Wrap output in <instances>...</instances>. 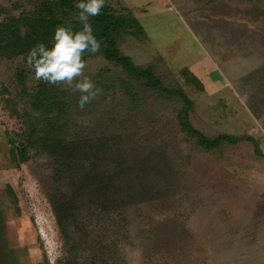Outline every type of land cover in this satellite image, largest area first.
Returning <instances> with one entry per match:
<instances>
[{
    "label": "rangeland",
    "instance_id": "1",
    "mask_svg": "<svg viewBox=\"0 0 264 264\" xmlns=\"http://www.w3.org/2000/svg\"><path fill=\"white\" fill-rule=\"evenodd\" d=\"M41 2L0 0V22ZM107 3L131 23L118 45L134 69L102 56L84 63L67 87L80 126L70 134L131 138L161 152L176 175L155 199L129 205L117 197L107 214L87 206L62 229L45 192L46 154L26 138V155L11 143L23 128L17 74L25 72L28 89L45 80L25 55L0 53V264H264V0ZM85 77L99 91L81 108L85 93L74 86ZM185 121L210 140H231L201 147ZM34 183L54 217L51 255L32 217Z\"/></svg>",
    "mask_w": 264,
    "mask_h": 264
},
{
    "label": "trees",
    "instance_id": "2",
    "mask_svg": "<svg viewBox=\"0 0 264 264\" xmlns=\"http://www.w3.org/2000/svg\"><path fill=\"white\" fill-rule=\"evenodd\" d=\"M75 4L76 0H42L32 13L15 21L0 22L1 55L6 59L26 55L38 42L50 48L58 25L70 27L73 32L82 30L83 24L75 19L80 11ZM89 22L100 48L96 52L85 49L81 56L84 63L102 56L124 71H132L131 60L121 53L118 45L122 33L131 25L127 18L118 15L105 0L100 13L89 17ZM24 73L17 74L20 90L12 94L14 100L25 104L24 108L16 109L23 128L11 143L14 150H24V153L29 147L23 141L26 138L29 145L34 144L36 152L46 154L49 172L43 176L45 192L62 229L87 206L95 205L99 213L107 214L119 205L117 197L124 198L129 205H138L161 196L156 189L167 188L176 175L161 152L146 151L145 146L141 148L133 139L125 140L117 134L71 135V129L79 124L70 113L69 84L43 81L37 88L28 89ZM31 103L40 109V114L27 108ZM182 125L197 139V145L204 148H216L223 141L231 140L229 136L210 140L188 122Z\"/></svg>",
    "mask_w": 264,
    "mask_h": 264
},
{
    "label": "clouds",
    "instance_id": "3",
    "mask_svg": "<svg viewBox=\"0 0 264 264\" xmlns=\"http://www.w3.org/2000/svg\"><path fill=\"white\" fill-rule=\"evenodd\" d=\"M104 2L105 0H76L75 7L80 11L75 19L83 24V29L73 32L70 27L58 25L50 48L43 42H38L29 50L23 58L29 68L35 70V79L50 83L65 81L71 86L73 78L81 75L84 68L81 56L85 49L96 52L100 48V41L93 35L89 17L98 15ZM74 88L85 93L78 101L81 108L99 91L94 90L93 82L87 77L78 81Z\"/></svg>",
    "mask_w": 264,
    "mask_h": 264
},
{
    "label": "built area",
    "instance_id": "4",
    "mask_svg": "<svg viewBox=\"0 0 264 264\" xmlns=\"http://www.w3.org/2000/svg\"><path fill=\"white\" fill-rule=\"evenodd\" d=\"M34 185L33 189H29L32 217L40 238L46 243V252L48 255H51V251L57 247L53 223L54 217L52 213L49 214L41 206L42 203L37 191L38 185L37 183H34Z\"/></svg>",
    "mask_w": 264,
    "mask_h": 264
}]
</instances>
